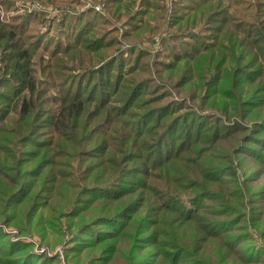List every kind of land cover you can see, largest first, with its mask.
<instances>
[{"label": "rangeland", "instance_id": "374dc122", "mask_svg": "<svg viewBox=\"0 0 264 264\" xmlns=\"http://www.w3.org/2000/svg\"><path fill=\"white\" fill-rule=\"evenodd\" d=\"M4 1L0 0V14L16 13L13 5L6 11ZM262 1L238 0L236 5V0H229L228 7L245 10L249 2V12L256 14L251 4L263 10ZM15 5L25 11L55 7L43 0H15ZM95 5L108 13L105 2ZM136 10L140 18L150 13L145 6ZM127 14L101 20L87 36L104 34V39L88 43V50L78 47L66 55L55 52L51 41L33 46L34 39L25 37L38 78V93L25 95V102L33 106L27 127H21V113L10 112L15 103L19 105L24 88L18 79L0 82V96L11 95L8 105L0 99V264H264V80L258 78L259 61L253 63L257 72L250 78H257L253 85L246 83L247 59L232 64L227 54L217 59L219 69L209 74L202 67L201 75L195 65L200 52L183 51V39L175 45L161 42L160 30L170 32L164 21L149 22L158 31L130 34ZM235 16L243 19L240 13ZM263 18L248 17L254 21L248 27L252 32L248 40L261 34L257 23ZM32 26L38 32L42 29ZM243 35H236L241 41L232 47L246 55L249 47ZM108 41L112 43L106 47ZM133 43L138 44L136 50L119 54ZM95 47L99 55L90 52ZM73 55L87 67L92 64L88 59L94 57L92 69L117 57L122 65L112 61L106 72L111 79L117 70L123 72L126 89L118 90L117 96L131 94L134 105L117 103L112 97L101 107L102 90L107 94L110 87L98 86L90 96L95 82L86 88L85 74L77 77L80 65L71 62ZM137 82L144 83L135 92L132 86ZM80 83L86 88L81 130L75 136V121L68 117L62 151L42 148L53 138L48 127L55 121L50 109L70 98L67 93L75 94ZM147 108L158 111L150 114L153 125L146 137L155 129L165 130L171 118L181 117L168 130L163 145L165 154L175 155L160 166L151 164L146 155L150 145L138 148L143 138L123 144L116 135H108L117 132L129 137L122 120ZM120 112L126 113L118 116ZM108 114L110 119L105 121ZM157 121L166 125L157 129ZM181 125L191 129L189 139ZM106 129L104 135L99 133ZM171 144L173 150L168 148ZM111 183L118 187L111 189ZM117 192L123 194L119 200L108 199Z\"/></svg>", "mask_w": 264, "mask_h": 264}, {"label": "trees", "instance_id": "16d2710c", "mask_svg": "<svg viewBox=\"0 0 264 264\" xmlns=\"http://www.w3.org/2000/svg\"><path fill=\"white\" fill-rule=\"evenodd\" d=\"M224 1L225 0H168L167 4V0H43V2H46L55 7L44 9L32 8L25 11L19 5H15V0H5L4 9L6 11H9L11 10V6L13 5L14 11H16V13L8 14L7 16H4V13L0 14V82H4L5 80L9 82L13 81V79L17 81L18 79L17 83H20V88L23 87V91L25 93L23 94V96H21L19 105L17 106V103H15L14 107L11 108L12 110L9 111L11 113L12 111L15 113V111L17 110L16 113H21L24 117L22 122L23 125L21 124V127H27V119L30 116L31 108L33 106L25 102V95L28 94L32 96L33 94L38 93V91L36 90V87H38V78H36L37 76H35V73L31 68V46L29 43V45L25 43V37H27V39L33 38L35 40H33L34 42H31L33 46H40L42 41H45V43L51 41L54 44L55 52L61 51L64 55H66L68 52H71V50L73 49H78V47L81 49V51L88 50V43L94 42L97 39L102 40L105 37L104 34H102L101 38L100 36H91L93 34L91 33V31H93L95 25H97L101 20L103 23L106 20L107 16H114V18L121 19L122 17H124L123 15H126V13L128 14L126 17L127 19L125 20V25L129 27L130 30H133L132 32L130 31V34L138 30L142 32L141 35L158 31L159 28H152L149 22L154 20L164 21L163 25L166 26L165 29L170 32L165 33L164 29L163 31L162 29L160 30L159 34L163 33L161 35V42L163 43L166 40L173 41V44L175 45V42L177 40L183 39L186 41V45L183 46V51H187V54L191 53L192 55L200 52L196 57L198 58V60L195 62V65L199 67L201 75L203 68L205 70H209V74L211 71L219 69L220 66L217 59L222 60L224 55L227 54V56L229 57V62H231L232 64L247 59V61L245 62V69H247V75L249 76L246 79V83H249L250 85L256 83L257 78H250L253 76V73L255 71L254 64H257V61H259L258 78L264 80V18L261 22L257 23L261 34L258 33L256 37L248 40L250 34H252L251 30H248V27L250 26V23H254V21L249 20L248 17H257L258 15H262L264 17V4H259L260 8L263 10H260L257 7V4H251V7L254 9L253 11H255L256 13L252 14V11L249 12V2L247 8L244 10L243 8L230 9L228 7L229 0H226V3H224ZM237 1L238 0H236V5H239ZM102 2H105L106 7L108 6V13H102L98 9H96L95 4H99ZM260 2L263 3L262 0H260ZM141 6H145L147 7V9H149L148 12L150 13L148 14V17L146 19L137 16L139 14V11H137L136 9L137 7ZM239 13L240 17L243 16V19H240L238 16H235L236 18H238V20H236V18L234 19L233 14L239 15ZM140 14H142V12H140ZM246 19H248L249 22H245L247 21ZM191 23L192 25L190 26ZM208 23L209 26L207 25ZM35 24H37V26H42V29H39V32L36 26H32ZM156 24L158 26L160 25L158 22ZM187 25H189V27L188 29H185L184 27H186ZM33 28H36V31H34V33ZM252 29L254 31V28ZM31 30L32 32H30ZM207 31L210 32L208 33ZM90 33L91 35L87 36V34ZM130 34L129 31L125 32L126 37H129ZM236 35H243L242 37L247 39L245 40V45L249 48L248 50H246V55L239 54L238 50L232 47L233 45L237 46L241 41L236 39ZM255 38L256 41H254ZM212 39L213 42H210ZM82 42L85 43L83 44V46L80 45ZM105 43V46L107 47L112 42L110 43L108 41ZM223 43H226L228 45H224ZM194 44L198 45L193 46ZM137 45L134 43L131 45H125L119 50V54L124 52V50H127L129 54L131 50L137 49ZM165 45L168 44L166 43ZM46 47L47 46L44 44L43 49H46ZM32 49L35 50L34 47H32ZM94 50L97 52L98 49L95 47L94 49H91L90 52H93ZM97 53L99 55V52ZM262 53L263 55L260 57V54ZM141 54L142 53H139L137 55L140 56ZM255 55H257L258 57H256ZM112 57H109V59L103 62L101 67L99 66L94 69H92L91 67L95 61L94 57L88 59L92 63L89 67H87L86 64L82 65L81 59L79 58V61H77L74 55L71 58V62H74L75 65L77 63L80 65V70H77L76 72L77 77L79 74H85L83 75V77H86L88 79L87 80L85 78L86 81L83 82L86 88H90L92 86V84H89V82H95L96 86L95 88H92L93 90H90V96L95 95L96 91L98 90V86H109L110 88L108 90V93L109 91H113V93L109 97H107V90H102L106 95L102 94L100 100H98V102L102 104L101 107L107 104V100L112 101V97L115 102L117 101V103L124 104L128 103V105H130L129 107H132L134 104H131L133 103V100L131 101V99L134 96H131V94H126L127 92L122 93L121 97L117 96L118 90L126 89L122 74L123 72H121V70H117V72L113 74L112 79L111 77H109L110 72H106V69L111 68L112 61H117L118 63H120L119 65H122L121 61L117 60V57ZM203 58L207 60V62H200L203 61ZM74 60H76V62ZM195 65H193V67H196ZM134 69L135 67L132 70ZM254 74L257 75V72ZM69 80L71 79L67 80L68 85L70 83ZM17 83L16 85H18ZM125 83H127V81H125ZM133 84L134 81L130 85ZM140 84L141 82H137L134 86H132L133 91L135 90V92H137V88ZM132 87L129 89V91H132ZM73 88H71L70 90H72ZM86 88L81 85V83L76 84V87L74 88V90L76 91L75 94L70 95L67 93L70 98L64 99L62 101L63 103L61 102L62 104L60 103L61 105H59V107L56 106L50 109L49 113L52 117H54L55 120L50 125H48L50 129L49 133H51L53 138L51 143L42 145V148H47L48 150L54 148L53 151H62V149L65 147V131L69 129V124L66 123V119L68 117L71 119L72 116L73 121H75L73 123L74 135L76 136L77 133L81 130V120L83 119V112L85 110L84 103L86 101V96L82 95V93ZM249 90H251V88ZM262 92L264 93V90H262ZM10 96H0V99H6L8 105ZM159 98H162V96ZM155 100L156 99H154V101ZM150 107L152 106H149V108ZM149 108L143 110V112L137 113L134 117H129L128 119L122 120V123L126 126V135H128L129 137H120L117 132L116 134L115 132H110L108 135H116V137H118V140L123 144L134 142V139L136 138H143L142 141H140V143L138 144V148L146 149V146L150 145L151 148H147L148 150L146 151V155L149 156L150 161L152 159L151 164L159 162L158 166H160L163 165V162L161 161H165V159L172 157V155L174 154H165L163 151V145L164 141L166 140L165 137L169 133L168 130L170 129V127H172L173 123H177L181 119V117L171 118L169 122H167V125L165 124V122L163 124H160V122L157 121V129H162L166 125L165 130L158 133L155 129L150 132V136L146 137V133L153 125V123L149 124L152 122V118L154 117L150 116V114L158 111V109L151 110ZM1 112L2 108H0V119L2 118ZM125 113L126 112H120L118 116ZM215 115L216 114H213L212 116ZM165 116L166 114L160 117L162 118ZM160 117L156 118L160 120ZM108 119H110L109 114L105 121H107ZM104 123L106 124V122ZM191 125L193 126L194 124ZM181 127L183 128L184 133L188 131L189 134L187 138L189 139L191 136V129L189 131L188 127L183 125H181ZM109 131H111L110 128H108V132ZM105 132H107V129L106 131L99 133L104 135ZM109 138L110 137L107 136L105 138V141ZM131 138L133 140L129 141V139ZM53 145H55L56 148L53 147ZM173 146L174 145L171 144L168 148L173 150ZM144 153L145 151L140 152L142 157L144 156ZM158 156L160 157L158 158ZM174 157L175 156H173V158ZM109 171L110 170L108 168L105 172ZM115 183H111L108 187H111V189L115 186L118 187ZM122 195L123 194H118L117 192L110 194V196H105L109 197L108 199H112V201H117L122 197ZM124 216L125 215H123V217ZM125 218L127 217L125 216Z\"/></svg>", "mask_w": 264, "mask_h": 264}]
</instances>
